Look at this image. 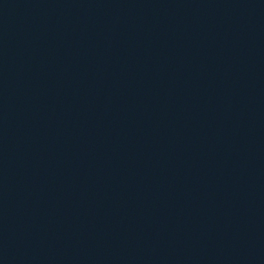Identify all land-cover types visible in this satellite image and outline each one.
<instances>
[{"label":"water","instance_id":"obj_1","mask_svg":"<svg viewBox=\"0 0 264 264\" xmlns=\"http://www.w3.org/2000/svg\"><path fill=\"white\" fill-rule=\"evenodd\" d=\"M0 264H264V0H0Z\"/></svg>","mask_w":264,"mask_h":264}]
</instances>
